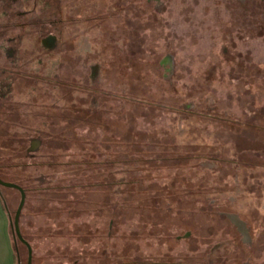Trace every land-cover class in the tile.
<instances>
[{
	"label": "rangeland",
	"instance_id": "374dc122",
	"mask_svg": "<svg viewBox=\"0 0 264 264\" xmlns=\"http://www.w3.org/2000/svg\"><path fill=\"white\" fill-rule=\"evenodd\" d=\"M126 1L129 8L119 21L124 22L122 34L127 35L121 42L125 41L127 54L132 57L130 62L144 66L142 72H137L138 76H129L137 77L129 83L128 89L143 94L146 101L168 102L169 107L153 110L145 104L127 110L121 106L122 102L113 103L118 108H110V113L102 117L108 134L113 135L112 143L122 141L117 138L119 134L124 138L130 135L133 141L137 132L155 134L158 140L165 136L185 138L191 145L207 146L214 156L216 149L228 147L229 152L220 150L216 156L235 154L249 166L239 165L236 169L216 162L209 173L201 166H181L180 175L173 167H140L143 170L137 174L143 179V193H138L134 200L129 198L126 208H122L123 216L131 218L111 228L110 218L98 215L95 203L90 204V208L86 201L87 204L78 203L80 210H88L76 211V216H72L64 200H52L45 195L50 191L41 189L42 184L55 185L68 178L62 174L64 165L57 169L56 178H41L40 174H49L51 169L38 164L45 159L35 150L37 148L13 155L11 150H5L8 153L0 155V163L9 162L6 179L17 178L29 190L20 214V229L32 247L31 264H73L74 261L78 264H264V35H257L258 28L254 24L262 21L264 12L255 11L258 0ZM141 2L143 8H140ZM100 35L101 30H93L86 37L96 41ZM102 42V45L106 42L105 46L109 44L107 40ZM113 49L116 51V45ZM113 49L103 51L108 56L102 63L103 71H108L110 63L115 61ZM1 57L4 58V54ZM63 68L66 74L72 72L71 68ZM123 69L119 62L120 88L126 86ZM73 86L76 97L85 96L92 88L82 77ZM57 92L50 90L51 96L47 99L51 105L47 107L54 112L57 107L70 109L71 103ZM35 93L34 90L30 95L35 96ZM14 97L15 101H26L27 104H22L27 110L40 109L45 103L44 96L24 98L17 94ZM181 99L183 101L179 102ZM223 109H229L231 119L240 120V124L231 128L227 121L216 119L224 114ZM126 111H129L128 117L131 116L129 120H134L132 113L138 114L135 124L124 118ZM41 125L42 119L32 121L34 129L25 130L35 133L33 131ZM79 127L74 126L79 135L89 130L86 125ZM23 128L27 127L24 125L19 130ZM0 135L11 137L9 131H0ZM52 141L61 162L79 157L76 146L63 149L60 145L65 146L64 141ZM12 161L26 168H12ZM251 163L259 166L251 167ZM152 184L156 188L152 189ZM126 190L123 197H128ZM0 192L13 219L20 192L2 185ZM186 193L203 195L201 201L214 200L210 212L200 210L201 201L194 203V207L177 205L176 199H184ZM153 195L155 197L150 198ZM159 198L160 203L154 205ZM68 199H72L71 195ZM152 204L157 208L153 213ZM132 208L143 211L132 213ZM158 208H164V212ZM178 209L181 213L174 218ZM14 242L19 264H27V246L18 238H14ZM214 244L221 246L216 252H210Z\"/></svg>",
	"mask_w": 264,
	"mask_h": 264
},
{
	"label": "trees",
	"instance_id": "16d2710c",
	"mask_svg": "<svg viewBox=\"0 0 264 264\" xmlns=\"http://www.w3.org/2000/svg\"><path fill=\"white\" fill-rule=\"evenodd\" d=\"M263 8L264 0L256 1L255 11L257 10L258 13L264 12ZM254 24H256L258 28L257 35H264V18L261 22H255ZM113 54L115 56V61L110 63L111 68L108 69L109 72L105 69L103 71V67H101V76L102 72L105 73H103V79L97 82L98 86H96L95 88L88 89L87 87V94L83 96L84 98L82 96H75L73 85L78 82H60L59 89L61 90V94H63V100L65 98L67 102H70L72 105L68 110L57 107L55 108L56 111L54 112L51 111L50 108L47 107V105H44L40 109L31 108L29 114H22L20 112L21 106L19 103L14 102L11 92L15 90L20 91L23 86L31 88L30 86L34 83L31 81H26L27 84L17 82L15 83V85H13L14 78L10 75V72L4 70V73H0L2 90L0 98V131H9V136H11L5 138L6 136L0 135V155L3 153H8L4 152L5 150H11L12 155L17 153V151H21L24 149L32 150V142H35L34 148H37L35 150L41 153V156L45 159V161H42L38 164H42L51 169V172L49 174H40L39 177H47L48 179L54 177L56 178L57 169L60 165H64L65 170L62 174L68 175V178L59 180V182H57V184L55 185H53L51 182V184H42L41 189L50 191L45 194L46 196H48L52 200L56 198H60L62 201L64 200L66 205L70 206V215L72 216H76V214H74L76 213V211L83 212L88 210H84L83 208L80 210L77 205L78 203H88L87 208H90V204L95 203L96 209H99L97 210L98 215H107L111 220L112 228L114 226L116 227L122 223H125L131 218V216H123L124 212L122 210L126 208L129 198H132L134 200L136 199V197H138V193H143L141 192L144 187L142 185L143 179L141 175L137 174V171L143 170L140 167L146 165L173 167L179 170V172L177 173L180 175L182 174L180 168L181 166H201L203 169H206V171L212 170L216 162L222 163V165L224 164V166H235L236 169L239 167V165L243 166V168L249 166V164L240 160L235 154L230 156L228 153V156H226L225 154L224 156L223 154H219L216 156V153L220 150L221 153L227 152L228 147L226 149L224 147H222L223 149H216L217 151L214 150V156L207 146H194L190 143H187L189 142L187 139L181 138L182 140H180L179 137L177 138L179 140H177L176 138L174 139V137L172 138L171 136H165L162 140H158L155 134H145L142 132H137V136L133 139V141H130V135L124 138L119 134L117 138L118 140L122 141L113 144V135L108 134V129L105 126V121L102 120L103 116L110 113V108L112 110L118 108V105L113 103L122 102L121 106L127 107V110L133 109V107L137 105L139 107H144L145 104L147 107L153 108V110L169 107L168 102L158 103L155 99L146 101L142 97L144 96L143 94L141 96V93H132L130 89H128L129 83L138 76L137 72L143 71L144 66H139V64L130 62V59L132 57L128 56L129 54H127V49H124L123 51H114L113 49ZM142 59L143 55L141 56V60ZM119 62L120 65L124 68L123 72L125 74L124 76L126 85L124 88H120V85L118 84L119 80L117 78V65H119ZM143 63L144 62H142V64ZM72 74L73 73L71 72L70 75ZM133 74H136L137 76L134 78L132 76L130 78L129 76ZM82 78L84 81L86 79V81H88L90 76H88V73H86L85 78ZM100 82H103V84L99 85ZM48 85L51 84L49 83ZM37 88L39 90L41 89V87L39 86H37ZM36 94L37 93H35L36 97H43V94ZM49 97L50 96H44V101L47 104V98ZM182 101L183 99L179 100V102ZM85 103L86 106L84 105ZM178 109L182 108L178 107ZM223 110H225L224 114H221V116H216V119L227 121L231 128H234L236 125L240 124V120L231 119V114L228 113L229 109ZM126 112L127 113L124 118L126 120H129L131 116L128 117L129 111ZM132 115H134V120L129 121L131 124H135V119L138 114L132 113ZM203 115L211 116L207 114ZM40 119H42V125L36 131H33L35 133H32L31 129H34L33 126H31L32 121L38 122ZM15 124L20 125L19 127L25 125L27 127L26 129L30 128L31 131H26L25 129L19 130V128L16 127L17 125ZM83 125L88 126L89 130L85 135H79L75 131L74 126L80 129L79 126ZM10 130L12 131L10 132ZM100 130L103 131V134L99 133ZM138 137L139 139L137 140ZM52 140H56V142L59 140L64 141L66 145H60L63 149L70 147L71 145L76 146L80 151L79 157L77 159H74L73 161L61 162L59 157L54 152L56 146L53 145ZM72 140L73 142H71ZM158 141H161V143H159ZM237 152H239V150H237ZM104 154H106L104 158H99L103 157ZM8 163L9 162L0 163V178H2L3 180H7L5 172L10 170V165ZM21 166H23V168H26V165L21 164L20 162L12 161V168H18ZM250 166L257 168L259 165L251 163ZM16 179L12 178V181H7H11L22 186ZM187 179L190 178L187 177ZM182 180L185 181L186 178L183 176ZM165 186L167 187V185ZM23 188L25 192L29 191L27 188ZM154 188L156 187L154 184H152V189ZM30 189L34 188L31 187ZM125 189H127L126 192L128 194V197L127 195L125 197L122 196ZM69 195H71L72 199H68ZM195 195L186 193L184 199H176V204H179V206H182L183 208L187 204H192L193 206L194 203L201 201V198L204 197L200 194ZM96 196L97 198L94 199L93 197ZM153 197L155 196L153 195L150 198ZM1 200L3 205L7 207L2 194ZM85 201L87 203H85ZM120 202H122V206H119ZM159 203L160 198L158 200L156 199L154 205H157ZM213 204L214 200L212 199L202 200L199 204L200 210H203L204 212H210L209 209H211V206ZM154 205L153 208L150 209L152 213L157 210ZM158 209L163 211L164 208ZM214 209L220 211L219 208ZM142 211V209L132 208V213L141 214ZM177 211H175L174 213V218H176L177 215L181 213V210L178 209ZM203 211L201 213H203ZM154 220L156 221V219ZM220 246V244H214L211 247L210 252H216ZM16 257L17 264H19L17 250ZM182 260L185 259L182 258ZM73 264H78V262L74 261ZM194 264L198 263L194 262Z\"/></svg>",
	"mask_w": 264,
	"mask_h": 264
},
{
	"label": "flooded vegetation",
	"instance_id": "af4514ba",
	"mask_svg": "<svg viewBox=\"0 0 264 264\" xmlns=\"http://www.w3.org/2000/svg\"><path fill=\"white\" fill-rule=\"evenodd\" d=\"M114 2V0H0V73H4V70L10 72L14 78L13 85L26 81L34 83L31 88L23 86L20 91H12L13 98L15 99L14 96L18 93L24 98L36 97L30 95L34 90L36 93L42 92L43 96H51L50 90L61 93L60 82H79V78H85L86 73L90 76L87 82L95 88L100 80L101 67L104 65L102 63L108 57L103 51H112L113 45H116V51L126 49L125 41L121 40L127 33L122 34L125 26L119 19H123L129 5L124 0ZM142 2L139 4L140 8L144 6ZM140 12V16L143 17L141 9ZM93 30H101V35L96 41L86 37L91 35ZM113 35L117 42L110 41L115 40ZM103 40L109 41L108 46H105L106 42L104 46L102 45ZM2 54L4 58L1 57ZM62 68H71L73 74H66ZM39 70L43 72L40 73ZM49 83L51 85H48ZM37 86L41 89L39 90ZM1 91L0 76V98ZM14 102H21L20 112L29 114L30 109H25L22 104L24 102L27 104L26 101ZM43 105L50 106L51 103ZM15 125L22 128L18 124ZM34 147L35 142H32L31 149Z\"/></svg>",
	"mask_w": 264,
	"mask_h": 264
},
{
	"label": "crops",
	"instance_id": "0c3cea01",
	"mask_svg": "<svg viewBox=\"0 0 264 264\" xmlns=\"http://www.w3.org/2000/svg\"><path fill=\"white\" fill-rule=\"evenodd\" d=\"M0 264H17L16 245L10 225L8 208L3 205L0 193Z\"/></svg>",
	"mask_w": 264,
	"mask_h": 264
},
{
	"label": "water",
	"instance_id": "95a60500",
	"mask_svg": "<svg viewBox=\"0 0 264 264\" xmlns=\"http://www.w3.org/2000/svg\"><path fill=\"white\" fill-rule=\"evenodd\" d=\"M0 185L5 186V187L16 188L20 192V201L15 211L14 218L13 219L10 218V225L12 228V234L14 238H18L21 242H23L27 246V249H28L27 264H31L32 253H33L32 247L30 243L23 237L21 229H20V214L25 204L26 192L24 188L20 186L19 184L11 182V181L3 180L2 178H0Z\"/></svg>",
	"mask_w": 264,
	"mask_h": 264
}]
</instances>
